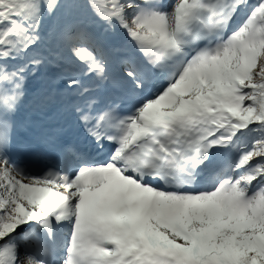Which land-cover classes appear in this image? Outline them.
Segmentation results:
<instances>
[{"label":"snow or ice","instance_id":"6c2138e0","mask_svg":"<svg viewBox=\"0 0 264 264\" xmlns=\"http://www.w3.org/2000/svg\"><path fill=\"white\" fill-rule=\"evenodd\" d=\"M61 251L264 264V0H0V264Z\"/></svg>","mask_w":264,"mask_h":264},{"label":"bare ground","instance_id":"6f19581e","mask_svg":"<svg viewBox=\"0 0 264 264\" xmlns=\"http://www.w3.org/2000/svg\"><path fill=\"white\" fill-rule=\"evenodd\" d=\"M24 233L21 234V236H23Z\"/></svg>","mask_w":264,"mask_h":264}]
</instances>
